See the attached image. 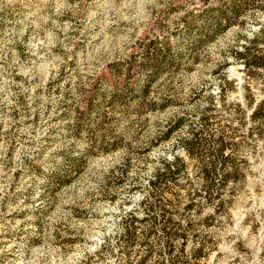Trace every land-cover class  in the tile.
<instances>
[{"label":"rangeland","instance_id":"rangeland-1","mask_svg":"<svg viewBox=\"0 0 264 264\" xmlns=\"http://www.w3.org/2000/svg\"><path fill=\"white\" fill-rule=\"evenodd\" d=\"M231 1L0 0V264H134L147 247L124 244L122 218L145 202L182 236L166 250L157 225L144 264H264V135L234 113L247 77L232 53L256 34L264 53V0H235L236 16ZM248 81L261 97L264 72ZM191 132L205 162L227 145L215 180L234 169L211 204ZM173 156L182 172L152 187Z\"/></svg>","mask_w":264,"mask_h":264},{"label":"trees","instance_id":"trees-1","mask_svg":"<svg viewBox=\"0 0 264 264\" xmlns=\"http://www.w3.org/2000/svg\"><path fill=\"white\" fill-rule=\"evenodd\" d=\"M255 0H245L244 2L251 3ZM239 5L236 4L235 0L229 2L228 10L234 16L237 15ZM222 21L224 24L219 22H214L211 26L209 37L214 33L224 30L229 26V19L225 16L224 12L220 13ZM257 34L252 38H249L244 44L240 45L239 48H236L232 51L234 56L235 63L242 64V71L247 77L246 80L242 83L243 87V101L233 102L234 113L236 114L239 122H242L245 118L249 122L254 123L252 127V133H255L257 136L264 135V82L261 88L262 96L257 98L254 90H252L248 79L256 71L264 72V53H260L257 46ZM227 83L234 82L233 79L225 78ZM182 117L172 119L161 131L158 136L157 141H162L168 139L170 134L180 126L182 123ZM201 138L197 135L196 132H191L190 136L184 138L181 142V148L184 151L185 155L188 158L196 159L198 162V168L201 177L204 180L203 189L205 190L206 200L208 202L213 201V192L217 188V184L225 183L227 177L234 172V169L231 171H221L219 179L215 180L214 174L221 166L229 159V153L225 152L227 145L223 143L220 139L216 140V147L211 150L213 159L205 162L204 159L198 158L201 150ZM218 164V166H217ZM184 163L181 161V158L178 156H173L170 160H164L161 170H157L154 174L153 180L150 181L152 187H157L167 181H174L177 176L182 172ZM219 182V183H218ZM223 185V184H221ZM145 201H140L139 204H143ZM199 202L196 200H190L186 204L187 208H192L196 206ZM147 204V205H146ZM154 207L159 209L160 213L156 216L153 215L152 211H155ZM161 205L156 203H146L145 202V214L142 216H136L131 211L128 214H125L122 218V234L120 235L123 239L125 245H130L137 234L143 236V243L146 245V254L138 258L134 264H144L148 256L152 253L151 245L148 243L149 238H157L156 236V226L159 225V231L161 236H163V245L166 250H169L172 246L173 240L176 237L182 236V231L180 228L179 222L172 221L167 214V211L161 207ZM197 207V206H196ZM197 211H202L201 207L195 208ZM201 221L206 225H211L215 223V215L205 214L202 216ZM156 236V237H155ZM214 245H204L203 243L199 245L196 249V256H204L213 250Z\"/></svg>","mask_w":264,"mask_h":264}]
</instances>
